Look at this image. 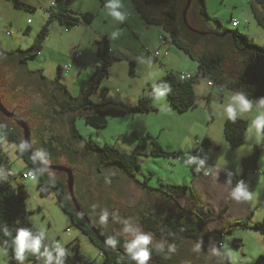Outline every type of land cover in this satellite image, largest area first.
<instances>
[{
  "label": "rangeland",
  "instance_id": "374dc122",
  "mask_svg": "<svg viewBox=\"0 0 264 264\" xmlns=\"http://www.w3.org/2000/svg\"><path fill=\"white\" fill-rule=\"evenodd\" d=\"M19 1L35 6L36 11L17 7L14 0H0V45L4 50L28 48L45 23L46 11L50 14L48 10L50 5L55 2L54 10H59V6L66 2V0ZM137 1L123 0V11L127 17L119 21L108 15L105 8L106 0H73L70 7L74 15L80 16L81 13L90 11L95 14V19L91 23L82 21L70 28L58 20H53L49 24V35L44 41L42 53L28 58L25 65L12 62L8 56L0 57L2 101L7 108L17 110L29 122L32 143L36 153H45L44 162L62 163L74 169L75 192L89 216L99 222L102 210H108L111 218L104 225L105 231H115L129 238L124 232L127 223L133 229L150 234L151 244L154 246L168 251L172 249L170 252L176 264H226V260L231 264H256L261 256L264 257V234L261 230L235 225L223 239L219 238L223 242L222 248L212 241L201 243L193 239L174 243L170 239L159 238L145 230L141 216L150 210L167 217L181 208L204 213L207 206L216 211L214 218L206 217L207 226L211 230L220 228L223 222L230 224L245 219L250 208L255 212L250 218L251 222L264 218V148L260 153L257 168L248 167L246 185L251 193V199L246 201L250 208L243 200L236 201L231 197L232 189L226 179L232 182L235 176L242 172L243 157L251 156L255 146L263 141V135L257 137L251 121L258 114L257 101L264 97V82L253 84L254 88L249 86V94L234 88L235 84L230 81L237 79L241 64L233 56L229 36L221 37L226 29H238L256 44L264 46V26L255 18L250 7L251 0H205L209 18L200 15V0H192L187 12L189 23L196 27L199 19L204 23V25L199 23L202 30H213L215 35H201L203 37L201 39L192 36L188 38L192 43H196V47L193 48L200 53L204 50L228 51V57L223 64L227 76L224 83L228 88L221 92L218 85H209V75L205 78L196 77L193 85L197 104L188 110L179 111L159 89L157 81L167 70L177 74L179 72L198 74L199 62L173 43L171 33L164 25L148 24L137 9ZM171 3L172 0H155L150 5L143 3L142 7L149 16H160ZM258 8L260 15L264 17V7L258 4ZM233 18L239 20L238 28L232 26ZM28 26H31L29 31ZM113 33L118 35L113 38ZM106 36L110 40L111 53L118 59L110 66L109 76L102 80L90 98L94 102L109 99L122 104H135L153 89L155 110L151 112L110 110L105 112L107 126L97 127L86 121V115L93 113L94 109H84L83 113L78 114L76 112L63 114L60 112L59 103L66 100L77 104L82 100L90 76L100 63L97 55L98 43ZM162 36L166 37V43L162 42ZM183 36L186 37L185 34ZM185 41L192 45L188 39ZM166 49L169 50V54L162 56ZM156 50L162 52L159 60L153 59ZM74 52L81 53L77 60L73 57ZM69 63L72 67L68 71H60V66ZM39 70H42L51 81L65 85L68 92L57 89L58 85L55 82L49 83L40 78ZM215 83L220 82L217 80ZM160 92L164 94L160 95ZM235 93H243L253 104L252 111L238 116L248 121V130L246 142L237 147H233L225 137L228 119L224 111ZM0 115L16 125L23 134V129L13 120L2 113ZM73 116L78 131L85 139L94 140L102 146L115 145L123 151L136 152L141 167L135 175L125 174L121 167L116 165L108 166L104 170V175L98 173L97 156L84 157L83 145L73 138L70 128V119ZM148 133L168 154L153 153L155 142L152 138H144ZM52 135L67 141L73 149L78 150V154L70 153L67 144L61 140L53 142L56 148L53 152H48L44 140H48ZM205 138L211 143L205 145ZM189 144L192 148H188ZM4 148L12 169L17 173L27 171V163L19 155L16 144L8 146L5 143ZM188 155L205 159V165L196 171V165L186 163ZM49 172L56 177L66 176L63 171ZM11 181L14 185L22 182L28 189V196L25 199L27 214L21 221L31 223L38 231H45L48 239L59 243L69 254L76 253L75 246L78 244L79 253L85 260L83 264H104L105 256L102 250L60 207L54 189L49 187L48 192H42L39 185L40 177L36 172L33 179L25 181L19 174L12 177ZM166 184L193 186L206 206L200 200L198 205L193 203L194 200L189 196H172L165 201L161 196L168 189ZM230 201L231 210L228 209L222 218L218 217L220 209ZM236 238L240 239L239 245L234 243ZM0 264H11L9 254L1 244Z\"/></svg>",
  "mask_w": 264,
  "mask_h": 264
},
{
  "label": "trees",
  "instance_id": "16d2710c",
  "mask_svg": "<svg viewBox=\"0 0 264 264\" xmlns=\"http://www.w3.org/2000/svg\"><path fill=\"white\" fill-rule=\"evenodd\" d=\"M72 1L73 0H66L64 4L59 6V10H54L56 4L53 2L48 8L50 11V14L48 13V19L36 35L34 42L26 49L19 48L10 51L4 50L0 45V57L8 56V59L12 62L16 61L21 65H25L28 58L35 57L42 53L44 41L49 35V24L53 20H58L60 23L65 24L67 28H70L72 25H77L82 21L91 23L95 19V14L90 11L83 12L80 14V16L74 15L72 8L70 7ZM154 1L155 0H143V2H140L139 0L137 1L136 6L142 15V18L148 24L164 25L165 29L170 31L173 43L191 58L199 62L200 71L195 75H201L202 77L209 75V79L214 81L218 80L220 82L218 85H223L227 89L228 86L224 83V81H227V76L224 71L223 64L228 57V51L220 49L217 52H207L204 50V52L200 53L199 51L194 50L193 46L196 47V43H192L188 37L192 36L195 39H201L203 37L200 34L189 30L183 20V9L187 0H172L171 5L164 9L160 16H149L142 7V4L144 3L146 5H150ZM14 2L17 7H24L26 10L30 9L32 12L36 10L35 6L22 3L19 0H14ZM200 4V15L209 18L205 0H200ZM258 4H261L262 7H264V0H251L250 7L259 24L264 26V17L259 13ZM234 19L235 18L232 19V22ZM197 23L204 25V23L199 19L197 20ZM201 24L199 25L202 30L203 28ZM228 30L229 29H226V31ZM233 31L234 35H227L231 40L230 43L232 45L233 56L235 57V60L241 64V69L236 76L237 79L230 82L235 84L234 88L236 90L249 94V86L254 88L253 84H261L264 82V46L256 44L247 34L238 31V29H233ZM183 34H185L186 37L183 36ZM206 37L209 36H205V38ZM186 39H188L192 45L186 43ZM97 55L100 59V63L90 76L89 85L82 95V100L77 104L70 103L66 100H61L62 102L59 103L60 112L63 114H67L68 112H76L78 114L83 113L84 109H94L95 111L93 113L86 115V121L89 124L97 127H105L107 126V119L105 116V112L107 111L151 112L155 110L153 105L154 97L152 96V93L154 92L153 89H150V94L142 96L135 104H122L109 99L100 102H94L90 98L91 93L99 87L104 78L109 76L110 66L115 60L118 59V57L111 53L110 40L107 36L103 41L98 43ZM167 55L163 54L162 56ZM159 59L160 57L156 60ZM134 63L135 62L133 61V64ZM38 72L40 78L46 82H55L58 85L56 86V88L58 87L57 89L60 88L67 91L65 85L60 84L58 81H51V79L43 74L42 70H39ZM181 73L179 72V74H177L172 70H167L166 73L160 79H158L157 84L159 89L167 95L170 103L176 107V109L179 111H185L197 104V97L193 85L195 78L181 79ZM236 84L240 85L237 86ZM242 87H245V89H242ZM70 128L73 138L80 142L84 147L82 155L84 157L91 155L97 156L96 170L98 173L104 175V170L111 165L121 167L125 174H129L131 176H134L135 172L140 169L141 164L136 152H126L119 149L115 145L106 144L102 146L97 144L94 140L85 139L76 127L75 116L70 119ZM0 130V229L6 226L13 236L15 235V230L21 226L30 227L33 229V231H38L31 223H25L21 221V219L27 214L25 199L28 196V189L26 185L22 182L14 185L11 181L12 177H17L19 174L22 176V179L26 181L30 177L25 179L23 176L25 173L32 172L35 176L36 172L40 177L39 185L42 192H48L49 187L54 189L60 207L71 216L74 224L79 226L83 233L88 235L94 244H96L102 250L103 255L105 256L104 264H135L134 261H132L123 253L117 250H112L100 242L93 233L90 226L74 209L68 190L67 174L64 178L56 177L51 175L49 170L38 167L33 162L26 149L21 130L16 125H13L11 122L7 121L1 115ZM247 130V120L243 118H237V120L233 122L228 119L225 125V137L233 147H237L246 142ZM262 135L263 141L261 144L255 146V150L252 155L243 157V170L240 174L235 176L233 180L234 185H236L241 180L247 184L246 182L249 173L248 167L254 166L255 169L257 168V162L260 153L264 148V134ZM144 138H152L153 142H155L153 144V153L157 155L168 154L164 151L163 147L158 144L155 138L152 137L151 134L148 133L146 136H144ZM57 140L61 139H59L56 135H52L48 138V140H44L47 144L45 145V149L48 148V152H53L56 148V146L53 145V142H57ZM63 142L67 144L66 146L70 150V153L78 154L77 149H73L67 141ZM5 143H7L8 146L16 144L19 155H21V157H23L27 163V171H24L23 173H17L12 169L8 153L4 148ZM210 143V140L205 138L204 144L207 145ZM20 145L25 146L23 151L19 150ZM166 186L168 189L165 190L161 196L165 201H168L170 198H172V196H189L192 200H194L193 203L198 205L200 198L193 186L182 184H166ZM84 208L88 213L86 207ZM229 208L230 202L226 203L220 209L218 217L222 218ZM253 213L254 210L251 209L245 219H241L239 221L237 220L235 222H231L230 224L223 222V225L220 228L214 230L208 228L206 220V217L214 218L215 210L211 207H206L204 213H195L191 210H187L186 208H181L177 211H174L167 217H163L160 212L148 210L146 213H143L141 217L145 230L154 233L155 236L159 238H167L174 243H181L185 239H193L201 243L212 241L222 248L223 242L222 240H219V238L223 239V237L227 235L228 232L233 230L235 225L255 228L261 230L264 234V218L260 221L251 222L250 218ZM96 223L100 224V222ZM104 225L105 224L102 226L104 234L108 238L117 239L118 243L115 247L124 250V243L127 237L115 231H105ZM48 242L49 244L52 243L50 239H48ZM234 243L239 245L240 239H234ZM0 244L3 245V247H5L7 250L10 257V263L19 264L13 253L11 237L5 236L2 231H0ZM149 247L151 249V257L148 261V264H176L170 251L163 248H158L153 244H150ZM75 249V254H67L65 258V264H83L85 262L79 253L78 244H76ZM40 251L41 253L44 252L43 246ZM44 261L45 257L41 256L39 253L33 254L28 252L26 253L24 264H44ZM263 261L264 257L261 256L257 260L256 264H262ZM226 262V264H231L230 261L226 260Z\"/></svg>",
  "mask_w": 264,
  "mask_h": 264
},
{
  "label": "clouds",
  "instance_id": "9594fccd",
  "mask_svg": "<svg viewBox=\"0 0 264 264\" xmlns=\"http://www.w3.org/2000/svg\"><path fill=\"white\" fill-rule=\"evenodd\" d=\"M105 8L108 10V15L112 16L116 20L123 21L126 19L127 14L123 11V0H106ZM118 33H113V38ZM163 95V92L159 93ZM253 104L243 93H235L231 96L228 105L224 111L227 119L235 122L238 116H242L245 113L252 111ZM256 109L258 114L251 121L252 128L255 130L257 137L264 134V97H261L256 103ZM252 129H250L251 131ZM24 145H20V151L24 150ZM192 145L189 144L188 148ZM45 153H34V158H39L41 162H44ZM188 165H196V171H199L205 165V159L198 158L197 156L188 155L186 159ZM230 182V181H229ZM231 197L236 201H246L251 199V193L248 191V187L243 180L238 182L235 187L232 188ZM113 219L115 217L113 216ZM109 220V212L107 209L102 210L99 216L100 224H106ZM0 231L5 236L11 237V246L15 259L19 264H24L26 259V253L31 252L33 254L39 253L45 257L44 264H65V258L68 253L63 246L59 243L52 242L49 244L47 233L43 230L33 231L30 227H20L15 230V235L8 230L5 226ZM124 232L128 234L129 238L125 240L124 251L129 258L135 262V264H148L151 257L150 244L152 237L150 234H146L139 229H133L127 223L125 224ZM106 243L112 247H115L118 240L115 238H108ZM44 248V252L41 253V248ZM169 251H173L169 249Z\"/></svg>",
  "mask_w": 264,
  "mask_h": 264
},
{
  "label": "water",
  "instance_id": "95a60500",
  "mask_svg": "<svg viewBox=\"0 0 264 264\" xmlns=\"http://www.w3.org/2000/svg\"><path fill=\"white\" fill-rule=\"evenodd\" d=\"M191 3H192V0H187L186 5L183 9V20H184L187 28L191 31L196 32L197 34H200V35L209 34L208 31H204V30H201L199 28H196L189 23L188 17H187V14H188L187 12L190 9ZM228 33H231L232 35H234V31L229 29L228 31H225L223 34H221V36H225ZM0 113H2L5 117L13 120L18 126H20L23 129L24 144L26 146V149H27L31 159L33 160V162L38 167L44 168L46 170L63 171L67 174V185H68L69 194H70V197H71V200L73 203V207L80 214V216L86 221V223L90 226V228L92 229L93 233L96 235L98 240L100 242H102L105 246H107L108 248H110L112 250H117V251L123 253L124 255H126L127 257H129L123 249L117 248V247H112L106 243V240L108 239V237L102 231V228H101L102 224L97 225L95 223V221L93 219H91L90 216L88 215V213L86 212L85 208L83 207L82 203L78 199L76 192H75V188H74L75 172H74V169L72 167L65 165V164H62V163H54V162H43L42 163L39 158H34V153H36V151H35L34 145L32 143V131H31V127H30L29 123L22 116L17 114L14 110H10L9 108H7L5 106V104L2 101L1 94H0Z\"/></svg>",
  "mask_w": 264,
  "mask_h": 264
},
{
  "label": "built area",
  "instance_id": "2783aa9c",
  "mask_svg": "<svg viewBox=\"0 0 264 264\" xmlns=\"http://www.w3.org/2000/svg\"><path fill=\"white\" fill-rule=\"evenodd\" d=\"M232 24H233V27H236V26H239L240 22H239L238 19L235 18V19L233 20ZM161 40H162L163 43H166V41H167L166 37H164V36L161 37ZM168 52H169L168 49H166V50L163 52V54H164V55H167ZM80 54H81V53L74 52V53H73V57H74V59L77 60V59L80 57ZM161 54H162V52H161L160 50H156L155 53H154V55H153V59H154V60L158 59V58L161 56ZM71 67H72V65H71V64H68V65H65V66H64V69H65V70H69ZM199 76H201V75H199ZM199 76L194 75V74H192V73H188V72H182V73L180 74L181 79H191V78H196V77H199ZM201 77H202V76H201ZM203 78H205V77H203ZM208 83H209V85H211V86L218 85V84H216L215 81L212 80V79H208ZM218 87H219V90H220V91H223V90L226 89L223 85H218ZM23 176H24L25 179L28 178V177H30V178H34V177H35V176L33 175L32 172H27V173H25ZM262 264H264V261L262 262Z\"/></svg>",
  "mask_w": 264,
  "mask_h": 264
},
{
  "label": "crops",
  "instance_id": "0c3cea01",
  "mask_svg": "<svg viewBox=\"0 0 264 264\" xmlns=\"http://www.w3.org/2000/svg\"><path fill=\"white\" fill-rule=\"evenodd\" d=\"M36 11V10H35ZM34 12V11H33ZM45 22H46V20L48 19V12L46 11V15H45ZM43 19H44V17H43ZM29 21H30V23H32V21L30 20V19H28ZM44 25V24H43ZM239 26H240V24H239ZM239 26H236L237 28L239 27ZM29 30H31V26H28L27 27V31H29ZM36 37V36H35ZM167 42V41H166ZM169 51V50H168ZM70 64V63H69ZM65 65H67V64H65ZM65 65H63V66H60L59 67V69H60V71H68V70H65L64 69V66ZM220 91V90H219ZM224 91V90H223ZM223 91H221V92H223ZM264 94V93H263ZM227 179V181L229 182L230 180L228 179V178H226ZM234 180V179H233ZM233 180H232V182L230 181L228 184L230 185V187H231V189L233 188V187H235V185L233 184ZM227 183V182H226ZM201 201H202V199H201ZM243 202L244 203H247V201H244L243 200ZM201 203H203V201L201 202ZM230 203H231V201H230ZM203 205H205L204 203H203ZM247 205H248V208H250L251 206H250V204L249 203H247ZM206 206V205H205ZM207 207V206H206ZM230 209V208H229ZM252 208H250V210H251ZM231 210V209H230ZM249 210V209H248ZM250 210L248 211V213L250 212ZM216 212V211H215ZM227 214V213H226ZM225 214V215H226ZM224 215V216H225ZM253 215H255V212L253 213Z\"/></svg>",
  "mask_w": 264,
  "mask_h": 264
},
{
  "label": "flooded vegetation",
  "instance_id": "af4514ba",
  "mask_svg": "<svg viewBox=\"0 0 264 264\" xmlns=\"http://www.w3.org/2000/svg\"><path fill=\"white\" fill-rule=\"evenodd\" d=\"M189 11V10H188ZM197 28H199V29H201L200 28V25L199 24H197ZM208 32H209V35H215V31H213V30H210V29H208L207 30ZM231 33H228V35H230ZM16 111V113L17 114H19L20 115V113L17 111V110H15ZM21 116V115H20ZM111 218V216L109 217V219ZM96 223V222H95ZM97 224V223H96ZM97 225H99V224H97ZM103 226V225H102ZM102 226H101V228H102ZM103 231V230H102Z\"/></svg>",
  "mask_w": 264,
  "mask_h": 264
}]
</instances>
